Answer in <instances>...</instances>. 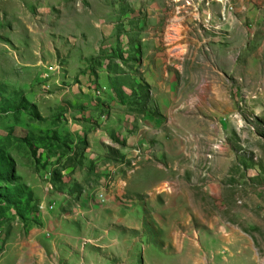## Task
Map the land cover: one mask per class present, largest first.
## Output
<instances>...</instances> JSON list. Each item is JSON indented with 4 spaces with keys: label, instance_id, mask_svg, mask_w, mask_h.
I'll use <instances>...</instances> for the list:
<instances>
[{
    "label": "rangeland",
    "instance_id": "374dc122",
    "mask_svg": "<svg viewBox=\"0 0 264 264\" xmlns=\"http://www.w3.org/2000/svg\"><path fill=\"white\" fill-rule=\"evenodd\" d=\"M92 1L0 0V264H264V33L250 24L245 42L234 34L206 50L201 23L185 24L207 8L226 19L238 0L227 9L151 0L166 9L164 50L183 59L184 105L127 171L110 148L101 181L73 153L68 109L54 102L64 81L52 57L67 47L55 32ZM107 1L125 9L130 0ZM121 92L133 111L159 116L147 86ZM50 222L55 229L43 232Z\"/></svg>",
    "mask_w": 264,
    "mask_h": 264
},
{
    "label": "crops",
    "instance_id": "0c3cea01",
    "mask_svg": "<svg viewBox=\"0 0 264 264\" xmlns=\"http://www.w3.org/2000/svg\"><path fill=\"white\" fill-rule=\"evenodd\" d=\"M92 2L88 8L76 10L74 15H70L74 10L72 8L68 14L69 24L64 26L63 31L55 32L54 39L66 40L67 47L61 48L60 43L57 50L63 53L59 55L54 52L52 57V62L59 61L62 64L61 78L64 81L63 88L55 89L54 102L68 109L63 119L74 140L71 142L73 153L79 148V154H84L85 162L92 164L93 175L96 178L101 175L102 181V173L112 166L105 162L110 148L124 156V163L119 166L127 171L129 164L134 166L138 159L139 163L146 157L142 155L139 158L138 152L145 153L150 148L149 141L161 133L165 118L176 115L182 109L184 103L180 104L177 91L183 76V59L178 55L168 56L163 48L167 40L166 9L160 6V2L130 0L125 9L119 3L112 4L107 0ZM228 2L230 0L217 1V5L227 9ZM238 2L241 9L235 5L234 14L223 10L225 20L216 16L213 8H207L202 20L189 18L185 25L198 26L193 22L201 23L197 31L203 38L206 50H209V46L214 48V43L219 45L221 42L224 45L225 40L228 41L234 34H238L240 40L245 42L249 30L244 26L250 24L251 29L257 32L255 36L259 32L264 33V0ZM176 4H180L179 1L175 3L177 8ZM179 7L181 9L182 6ZM80 18L84 23L78 21ZM174 21L179 25L183 23L178 11H175ZM119 43L122 44L121 53L118 51ZM197 43L202 44L199 40ZM123 45L126 46L123 48ZM125 67L127 70H123ZM112 68L117 69L116 78L120 80V89L112 85L115 77ZM142 85L148 87L146 98L150 97L154 101L155 105H152L156 106L159 116L150 110L135 112L128 98L120 99L116 95L119 90L131 95L133 90H138ZM100 88H104L105 93L97 96L94 91ZM55 227L56 223L50 222L42 230L51 232ZM39 235L36 232L32 241ZM12 241L13 236H10L8 242Z\"/></svg>",
    "mask_w": 264,
    "mask_h": 264
},
{
    "label": "built area",
    "instance_id": "2783aa9c",
    "mask_svg": "<svg viewBox=\"0 0 264 264\" xmlns=\"http://www.w3.org/2000/svg\"><path fill=\"white\" fill-rule=\"evenodd\" d=\"M228 0H225V1H223V2H227ZM222 20H225V19H222ZM57 66V65H56ZM56 66H54V68H53V72H57V68H56ZM100 197H101V201H104L105 200V195L104 194H101L100 195ZM45 208H46V205H45Z\"/></svg>",
    "mask_w": 264,
    "mask_h": 264
},
{
    "label": "bare ground",
    "instance_id": "6f19581e",
    "mask_svg": "<svg viewBox=\"0 0 264 264\" xmlns=\"http://www.w3.org/2000/svg\"><path fill=\"white\" fill-rule=\"evenodd\" d=\"M217 1H219V2H223V1H225V0H217Z\"/></svg>",
    "mask_w": 264,
    "mask_h": 264
}]
</instances>
